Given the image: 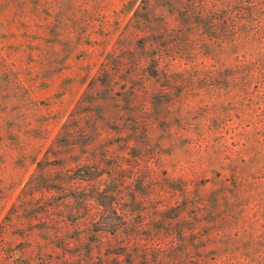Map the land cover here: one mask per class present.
<instances>
[{"label":"rangeland","instance_id":"obj_1","mask_svg":"<svg viewBox=\"0 0 264 264\" xmlns=\"http://www.w3.org/2000/svg\"><path fill=\"white\" fill-rule=\"evenodd\" d=\"M0 264H264V0H0Z\"/></svg>","mask_w":264,"mask_h":264},{"label":"trees","instance_id":"obj_2","mask_svg":"<svg viewBox=\"0 0 264 264\" xmlns=\"http://www.w3.org/2000/svg\"><path fill=\"white\" fill-rule=\"evenodd\" d=\"M238 60V59H237ZM237 64H239L238 62H237ZM247 76V75H246Z\"/></svg>","mask_w":264,"mask_h":264}]
</instances>
